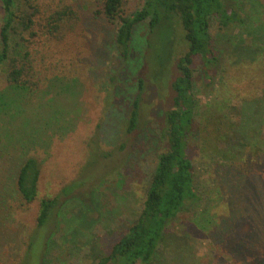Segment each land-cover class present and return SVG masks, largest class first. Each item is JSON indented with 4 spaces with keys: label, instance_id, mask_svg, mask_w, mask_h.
I'll return each instance as SVG.
<instances>
[{
    "label": "trees",
    "instance_id": "trees-1",
    "mask_svg": "<svg viewBox=\"0 0 264 264\" xmlns=\"http://www.w3.org/2000/svg\"><path fill=\"white\" fill-rule=\"evenodd\" d=\"M123 1L98 0L96 13L114 24L112 46L122 61L129 58L135 26L147 25L149 66L157 65L152 66L147 79L152 86L166 89L168 105L159 109L157 122L150 117L141 119L146 83L143 77L137 76V87L122 122L121 134L129 137L140 127L147 126V134H141H146L147 139L153 137L158 148L148 162L140 161L145 157H138L130 172L122 170L119 152L124 149L123 142L106 151L97 145L98 132L91 138L93 160L111 158L113 173L126 175L125 183L129 179L130 184L132 180L141 184L138 203L127 216L120 213L119 223L123 225L119 227V237L109 251L92 264H160L161 256L173 254L179 264H183L190 253L189 235L173 232L170 225L186 216L193 229L209 235L216 231L220 238L224 233L233 236L242 222L247 223L249 230L245 238L231 241L232 245L228 238L225 242L235 255L256 254L260 259L257 261L264 264V135L260 132L264 124V97L243 99L238 107L218 96L209 102H200L194 81L195 73L200 72L205 87L212 86L223 61L230 55L240 59L248 57L251 61L264 60L260 1L250 0L248 12L242 8L243 0H142L129 12L123 11ZM0 5L3 13L0 75L9 88L28 93L48 81L70 82L64 65L54 73L43 61L53 49L52 39H59L55 52L63 54L71 50L64 34L71 26L69 17L73 10L66 4L42 8L38 0H0ZM213 22L218 29L215 34L211 31ZM172 24L179 27L181 36L178 38H182L183 44L180 49L169 52L165 44H172L175 37H166V32ZM234 28L241 30L238 37L227 34L236 30ZM41 45L48 48L39 51L42 65L37 61ZM113 88L114 84L108 91L112 96ZM136 145L134 141L132 147ZM195 148L202 162L208 163L207 169H212L205 181L207 189H200L198 184L193 160ZM210 155L213 158L206 159ZM214 157H219L220 163L213 162ZM40 167V161L33 155L17 165L13 174L14 192L24 203L32 202L37 196ZM111 175L102 178L95 187L75 179L63 186L59 194L41 197L35 227L21 240L18 264L49 263L52 229L60 222L66 201L68 205L79 204L80 192H95L97 196L100 185ZM61 195L71 196L62 201ZM127 203L128 199L122 198L119 204L122 208ZM217 204L228 211L227 215L220 214L224 216L220 223L216 221L218 213L212 210ZM109 212H103V217L107 219ZM164 242L174 247L167 248ZM80 261L81 256H78L74 264Z\"/></svg>",
    "mask_w": 264,
    "mask_h": 264
},
{
    "label": "rangeland",
    "instance_id": "rangeland-1",
    "mask_svg": "<svg viewBox=\"0 0 264 264\" xmlns=\"http://www.w3.org/2000/svg\"><path fill=\"white\" fill-rule=\"evenodd\" d=\"M249 1L243 0L245 4L242 8L246 12ZM259 1L262 5L260 10L263 11L261 18L264 21V0ZM38 2L42 8L49 9L66 4L67 8L73 10L69 17L71 26L64 34L71 50L63 54L55 52V48H59V39H52L53 49L43 61L44 66L52 67L54 73L64 65L66 75L71 81H48L40 89L24 93L9 88L0 75V264L19 263L21 240L27 238V234L35 227L41 197L59 194L63 186L75 179L79 183L85 181L89 186L95 187L102 178L113 173L111 158L97 161L93 160V154L90 153L93 144L91 138L97 132V145L102 150L109 151L115 145L124 143V149L119 152L123 172H130L138 157H145L140 160L142 162H148L152 158L158 144L151 136L147 139V126L140 127L129 137H123L121 134L122 122L137 87L138 75L143 77L146 83L141 102V119L147 120L146 118L150 117L157 122L159 109L168 105L166 89L160 90L152 86V82L147 79L150 69L157 65L149 66L146 43L148 28L145 23L135 26L129 58L122 61L112 46L114 24L96 13L98 0ZM141 3L142 0H124L122 9L129 12ZM2 16L0 5V24ZM234 29L236 30L228 31L227 34H235L238 37L241 30ZM217 30V25L213 22L212 33L215 34ZM170 36L175 39L181 36L177 25L172 24L171 28H168L166 37ZM174 41L172 44H165L169 52L171 49H180L183 44L182 38ZM38 48L40 49L37 51V61L42 65V52L39 51L48 48L42 45ZM223 62L219 76L215 77L209 88L205 87L200 72L195 73L194 81L200 102H209L218 96L225 97L231 106L238 107L243 99L264 97L263 58L251 61L248 57L240 59L236 55H230ZM154 70L153 73L156 72ZM113 84L115 91L112 96L108 91H111ZM260 132L264 135V124ZM134 141H137L138 145L132 147ZM200 145L201 142L198 147ZM194 150L193 160L198 184L200 189H207L205 181L212 169H207L208 163L202 162L196 154V148ZM29 155L35 156L41 167L37 196L32 202L24 203L14 192L13 174L20 161ZM210 158L213 156L210 155L206 159ZM218 160L219 157H214L213 162L220 163ZM125 178L127 177L123 173H113L100 185L97 196L95 192H80L82 195L78 200L79 204L68 205L69 201H66L63 216L57 227L54 226L53 232L51 231L53 248L50 246L48 249L50 261L47 264H74L78 256L82 259L79 264H92L99 256L109 251L120 235V225H123L122 222L119 223L120 213H126L123 217L127 216L129 210L138 203V193L141 192L140 182L132 180L130 184V180L126 179L125 183ZM73 194L74 192L71 193L72 196ZM70 196L61 195L60 199L65 201ZM122 198L128 199V203L126 207L121 208L119 203ZM215 206L212 210L218 213L216 221L220 223L224 221V216L220 217V214L227 215L228 211L222 205ZM106 210L111 212L107 219L102 214ZM124 210L126 211L123 212ZM225 218L228 219L227 216ZM170 228L173 232L189 235L187 243L190 245V253H187L183 264L261 263L257 261L260 260L258 255H235L230 247L231 241L238 242L247 235L249 225L245 222L238 226L233 236L224 233L222 238L216 231L209 235L197 228L193 229V226L187 223V216L174 221ZM164 246L171 248L174 244L164 242ZM160 259V264H179L175 254L164 255Z\"/></svg>",
    "mask_w": 264,
    "mask_h": 264
}]
</instances>
